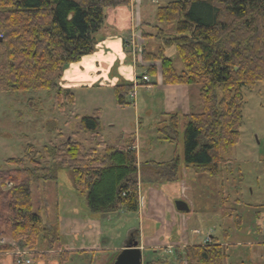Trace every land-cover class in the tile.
<instances>
[{"label": "trees", "instance_id": "trees-1", "mask_svg": "<svg viewBox=\"0 0 264 264\" xmlns=\"http://www.w3.org/2000/svg\"><path fill=\"white\" fill-rule=\"evenodd\" d=\"M130 4L131 0H0V92L53 91L55 108L63 113L74 95L59 86L61 73L93 52L106 11ZM163 24L172 28H160ZM150 27L156 31L158 47L148 52L141 45V57L159 62L161 85L198 86L202 108L180 118L172 115V135L166 140L178 143L181 125L184 165L218 178L231 166L228 155L240 141L242 89L252 91L264 83V0H176L156 9ZM166 50L174 56H166ZM175 59L182 64L180 72ZM156 71L151 65L147 74L154 76ZM132 87L113 88L117 106L129 105L125 96ZM80 132L88 133L87 146L76 139ZM58 137L59 142L40 151L27 145L22 158L6 161L12 169L0 171V253L17 248L35 256L43 241L58 245L60 232L56 223L48 230L42 207H47V188L59 169L68 171L75 193L85 198L92 213L105 217L138 211L137 155L128 145L117 147L103 140L99 111L82 117L74 134ZM177 162L174 158L165 165H150L172 170ZM33 187L43 205L37 209ZM224 208V217L230 216ZM227 258V248L214 241L187 247L177 264H227ZM57 259L68 264L69 255L61 252Z\"/></svg>", "mask_w": 264, "mask_h": 264}, {"label": "rangeland", "instance_id": "rangeland-1", "mask_svg": "<svg viewBox=\"0 0 264 264\" xmlns=\"http://www.w3.org/2000/svg\"><path fill=\"white\" fill-rule=\"evenodd\" d=\"M140 1L141 7H138V11L144 19H149L150 22L151 19L154 20L153 14L155 15L158 7L165 6L167 3L176 0ZM160 28L170 30L172 25L163 24ZM143 30L147 33L149 31L156 33L155 30L147 25L143 26ZM146 46L148 52H154L158 44L155 40H149ZM126 50L131 53L129 47L125 48ZM165 54L170 58L174 56L171 50H166ZM134 58L135 62L139 64L142 63L146 66H148V63L153 64L160 77L159 63L155 62L154 65V62H147L142 57L139 60V56L136 55ZM149 67L151 65L147 69ZM174 67L177 72L183 70L182 64L178 59L174 60ZM136 72L138 77H141L144 73L147 75V71L142 68L136 69ZM112 75L114 74L112 73ZM159 77L157 75L156 79L153 78V83H157ZM136 84L133 91L134 96L131 93L125 96L126 102L129 104L125 105V107L117 106L113 87L92 85L76 88L71 90L74 95L73 103L63 113L55 108L53 91L40 90L14 94L0 92V171L12 169V166L6 161L8 159L22 158L27 145H32L35 150L40 151L49 143L59 142V133L64 137L74 134L77 131L80 119L92 115L95 110L99 111L100 133L107 144L117 147L128 145L130 149L135 151L136 155L138 151V161L142 162V164L146 163V161L161 162L173 159L176 156L175 158H180L179 164L182 165L183 129L181 125H178V143H168L166 137L172 135L169 129L170 117L177 114L180 118L178 114H181V112H201L202 108L198 98L192 94L186 111H182L179 105L175 107L176 109L171 110L168 103L162 99L158 85H142L140 79H137ZM193 89L197 90L199 87L194 86ZM242 93L244 105L242 109L241 137L239 143L228 155L231 166L225 167L222 175L218 178H211L206 175H202L201 177L204 178H200L199 175L192 174L186 180L187 184L175 181L170 183L171 190L175 196L179 195L183 186L186 187L182 197L189 206L190 213L188 218L191 219L188 222L189 227L195 224L196 219V222H199L197 226L202 230L203 234L207 233L208 228H202V226L212 223V216H214V213L210 214V208L214 206L217 199H221V196L224 198L226 207L239 210L238 213L242 215L240 231L235 228L232 221L230 223L225 221L224 224H216L222 230L229 232V260L227 264H234L232 250L234 248L242 251L248 250V246H243L242 243L252 239L258 241V229L261 230L264 226V108L262 107L264 105V83L259 84L252 91L243 88ZM177 103L179 104L176 100L172 106H176ZM171 111L174 112L171 113ZM76 139L86 146L89 144L88 133L80 132ZM172 153L174 154L173 158L170 157ZM57 175L59 176V191L61 190L64 197H68L71 191L70 174L67 170L59 169ZM206 177L213 182L218 180L219 185L222 184V191L220 192L222 195L220 193L216 195L215 187H210L205 183L204 179ZM32 192L34 208L42 207L40 194L36 192L34 187ZM76 195L79 198H83L78 194ZM79 198L70 196L69 200L71 203L76 201V207L80 208L78 204L80 202ZM235 199H239L241 204H236ZM61 208V206L58 207L60 210ZM42 212L46 214L44 222L49 230L51 228L50 225H53L54 221V209L48 204L46 208L42 207ZM48 212L49 219H47ZM192 214H194V217H192ZM127 215L113 214L110 220L100 219L96 229H88L85 234L83 232V235L89 238L91 235L95 236L96 231L101 230L105 233L108 231L109 233L104 234L105 236H102V239L109 240V246L119 247L126 239L128 228L132 224L137 226L136 215ZM125 216L131 217L132 223H126L128 220H126ZM67 234L68 231L66 233L62 230L61 235L64 238L66 237L67 240L73 238L72 235L69 234L67 236ZM219 234L220 231L218 230ZM209 236L214 235L210 233ZM237 240H240L241 246L235 245ZM254 247L257 250H264V246L261 244ZM169 255L166 254V257L168 258ZM86 256H89V258L87 259ZM117 256L118 252H98L92 257V262L91 253H79L71 255L68 264H105L108 261L110 264Z\"/></svg>", "mask_w": 264, "mask_h": 264}, {"label": "crops", "instance_id": "crops-1", "mask_svg": "<svg viewBox=\"0 0 264 264\" xmlns=\"http://www.w3.org/2000/svg\"><path fill=\"white\" fill-rule=\"evenodd\" d=\"M138 7H141V1L131 0V4L128 7H119L108 9L106 11L103 28L95 35V47L93 52L81 58L77 63L71 64L64 69L59 81V86L62 89L74 90L79 87H89L92 85L102 87L106 85L114 88L115 86L125 84H132L135 89L137 78H139L136 69L142 68L147 71V67L153 64L148 63V66H146L142 63H136L134 55L129 51L128 53L127 50L125 51V48H127L126 43L130 40L132 33H134L135 26H138L137 32L140 33L139 35H147L146 38H141V45L146 51L147 41L155 40L152 31L147 33L143 30L144 25L150 27L154 24V20L151 19L149 22V19H144L138 11ZM139 35H137V40H140ZM112 73L114 75H112ZM147 75L152 82L150 85H158L162 99L168 103L171 110L176 109L175 107L179 105L182 111H186L189 105V98L192 94L198 98L199 89H193L194 86H163L160 83L161 81L158 72H156V76ZM157 75L159 80L157 83H153V78L156 79ZM190 90L194 91L191 92ZM176 100L179 104L177 103L176 106H172L173 102ZM173 112L174 111H171V113ZM182 114H187V112H181V114L178 115L181 116ZM173 156L174 154L172 153L170 157L173 158ZM173 159L161 162L146 161V163L142 164V162L138 161L137 157V166L140 168V183L138 186L139 209L134 213L137 219V226L132 224L128 228L126 239L119 247L109 246V240L102 239V236H105L104 234L109 233L108 231L106 233L101 230L98 232L96 231V235H91L89 238L83 235V232L85 234V231L88 229H96V225L100 219L110 220L111 216L103 217L92 213L87 207L85 199L77 197L72 186V181L70 195L64 197L61 190L59 191L58 170L56 173V180L48 185L46 202L47 205L50 204L52 209H54L55 216L53 219V227H55L54 225L56 223V227L59 230L62 239H60L59 242L55 240V245L58 243L56 247H51L48 242L43 241L37 255L26 254L24 255V258L30 260L29 264H59L57 255L61 252H67L69 259L73 254L91 253V259L93 262L92 257H94L95 253L118 252L119 255L127 244L130 245L132 243H137V249L141 253V264H145L148 261H160L164 264H177L178 257L187 247L203 245L204 240L211 233L214 236L209 237L213 242L216 241L217 244L227 248L228 261L229 232L222 230L216 226V224H224L225 221L230 223L232 221L235 228L240 231L242 215L238 213L239 210L236 208L226 207L224 198L221 196V199H217L215 202L213 206L214 208H210V214L214 213V216H212V223L202 226V228H208L206 234H203L202 230L198 228L197 223L199 222H196V219L195 224L189 227L188 222L191 220L188 218L190 213L189 206L184 202V198L182 197V193L186 187L183 186L179 195L175 196L171 190L170 183L175 181L187 184L186 180H188L189 176L192 174L199 175L200 178L204 177H201L202 174L195 173L192 169L187 168L184 165L183 158L182 165L179 164V157H177L178 162L176 168L172 170L161 167L158 168L156 166L153 167L154 164L165 165ZM204 180L210 187H215V193L216 195H219L222 191V184L219 185L218 180L216 179L214 182L211 181V179H207V177ZM70 196L72 198H79L80 202L78 204L80 208L76 207V201L71 203L69 200ZM177 199L179 202L186 205V210L178 211L176 209L175 202H177ZM234 201L236 204H241L239 199H235ZM60 206L62 207L61 210L58 209ZM224 207L230 210V216L224 217L227 215V213L224 212ZM57 211L59 213V218H57ZM117 214L127 215V213H123L122 211L117 212ZM48 216L49 212L47 214V219H49ZM127 216H125L126 220H128L126 223H132V219H130L131 217L129 218ZM192 217H194V214H192ZM44 219H46V216ZM145 222H147V224H145ZM62 230L66 233L68 231L67 236L70 234L73 238L68 240L66 237L64 238L61 235ZM218 230L220 231L219 235ZM261 230L258 229V241L252 239L251 241L242 243L243 246H248V250L245 249L242 251L237 248L232 250L234 264H247V262L248 264H264V250H257L254 247L255 245L257 246L260 244L264 246V235ZM189 231L191 232L189 233ZM101 239L102 241H100ZM235 245L241 246L240 240H237ZM169 250L172 252L168 253ZM166 254H170L168 258L166 257ZM86 258L88 259L89 256H86ZM17 259V249H14L11 252L0 253V264H15ZM113 261H115V259L112 260V262ZM112 262L110 264L114 263ZM105 264H109V261L105 262Z\"/></svg>", "mask_w": 264, "mask_h": 264}, {"label": "water", "instance_id": "water-1", "mask_svg": "<svg viewBox=\"0 0 264 264\" xmlns=\"http://www.w3.org/2000/svg\"><path fill=\"white\" fill-rule=\"evenodd\" d=\"M176 209L178 211H184L187 209L186 205L182 202H175ZM113 264H141V253L137 249V243H132L119 253L115 258Z\"/></svg>", "mask_w": 264, "mask_h": 264}, {"label": "built area", "instance_id": "built-area-1", "mask_svg": "<svg viewBox=\"0 0 264 264\" xmlns=\"http://www.w3.org/2000/svg\"><path fill=\"white\" fill-rule=\"evenodd\" d=\"M0 38H1V35H0ZM136 38H138V36L133 34L131 36L130 40L128 41V43H127V47L130 48V50L132 51V53L134 55L136 53V48H137V46H136L137 45V39ZM142 81L148 82V78L146 76H143L142 77ZM262 231L264 233V227H263ZM209 243H210L209 238H206L205 241H204V244H209ZM17 255H18V259L16 260L15 264H28L30 262L29 260H26V259L23 258V255H24L23 252H19L18 251Z\"/></svg>", "mask_w": 264, "mask_h": 264}]
</instances>
